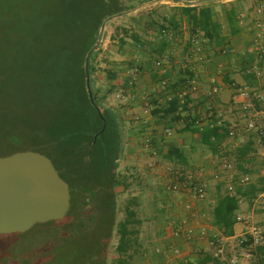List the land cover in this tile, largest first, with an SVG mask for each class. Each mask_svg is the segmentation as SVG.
I'll list each match as a JSON object with an SVG mask.
<instances>
[{"label": "trees", "instance_id": "1", "mask_svg": "<svg viewBox=\"0 0 264 264\" xmlns=\"http://www.w3.org/2000/svg\"><path fill=\"white\" fill-rule=\"evenodd\" d=\"M149 1L152 0H0V135H10L11 141L21 138L13 135L33 137L31 149L49 156L60 175L69 183L71 208L60 222L76 221L82 209L88 205L97 210V222L88 229L89 233L84 230L75 234L66 227L75 240L83 236L92 238L88 244L87 260L83 264H109L108 248L114 230H117L119 241L112 258L113 264H129V251L138 242L139 228L135 225H139L140 221L136 211L130 208V204H136V197L126 207L125 217L119 221L116 218V187L130 186L119 170L124 159V138L129 129L121 111L106 104L109 94L116 89L133 86L134 74L139 71L149 70L152 79L158 80L155 60L171 49L172 37L183 36L180 16L190 23L186 51L193 46L190 38L197 34L207 38L211 46L218 48V53L219 48L228 43L221 23L218 20L210 22L206 8L198 5H172L169 16V12H161L168 5L160 4L161 8L152 9V13H157L160 18L153 16L148 23L144 22L141 11L124 14L120 24L114 25L111 42L122 55L135 56V51L131 49L136 48L146 59L126 57L117 60L112 50H104L101 45L89 62L91 98L85 61L87 53L97 43L103 22ZM126 20L131 22L127 23ZM142 25L145 27L143 32L139 30ZM151 27L156 32L148 37L144 32ZM164 30L170 35L163 33ZM239 30L235 24L229 28L231 34ZM192 51L190 55L196 50ZM102 52L106 56L99 60ZM102 63L105 66L100 65ZM130 70L137 72L123 73ZM192 71V67L183 64L179 68L178 80L166 89L174 93L183 89L186 80L194 77ZM100 72L106 74V83L98 82ZM169 73L163 76L167 77ZM121 75L122 83L117 81ZM190 94H187L183 106L174 95L167 106L160 109H163L165 116L178 119L176 113L180 109H188ZM153 96L149 97L150 102L158 104ZM205 106L209 111L210 108ZM192 117L193 121L186 124V128L200 119L197 113ZM195 130L201 132L202 143L214 153H225L223 144L230 137L227 124L211 121L202 129L196 127ZM252 132L248 134V141L236 148L235 165L241 172L246 170L242 162L252 150L251 135H259L264 142V128L261 132ZM2 149L0 155L28 148L13 145L7 150ZM167 159L177 165L187 164L178 148H170ZM257 185L250 184L247 189L244 188L252 198L264 190V176L258 179ZM227 188L224 191L219 188L211 223L221 234L230 236L234 234L240 196L244 190L239 187L235 192H229ZM4 235L9 234H0ZM258 251L260 264H264V247ZM7 259V256H1L0 264L6 263ZM22 261L32 264L28 259Z\"/></svg>", "mask_w": 264, "mask_h": 264}, {"label": "crops", "instance_id": "2", "mask_svg": "<svg viewBox=\"0 0 264 264\" xmlns=\"http://www.w3.org/2000/svg\"><path fill=\"white\" fill-rule=\"evenodd\" d=\"M172 5L183 4L172 3L169 5L170 11L164 8L163 13L169 12L170 16ZM197 5L206 8L210 22L218 20L221 23L228 42L225 47H233L234 51L231 54L223 53L222 46L218 53L216 52L218 48L211 46L207 38L198 34L190 38L192 49L199 52L196 51L194 55H184L183 60H179L180 68L183 64L192 67V74L199 83V91L190 94L191 102L188 109H180L176 113L179 118L174 120L171 115L165 116L163 112L168 101L174 96V92H169L166 87L178 80V76H174L178 60L172 56L174 49H170L171 51L165 54H169L171 62H174L164 65L163 70L157 69L159 78L153 80L156 86L143 90L148 99H145V95H141L142 103H140L146 111L140 115V118L137 117L140 119L139 126L137 127L133 120L127 119L129 132L124 138L126 145L123 161L128 157V162H139L142 165L140 168L146 179L145 183L141 181L140 194L148 191L145 199L141 195L135 198L138 205L136 207H140L142 202L146 203V211L139 213L137 208L130 206L136 211V217L140 222L138 242L130 249V255L127 257L129 264H209L214 258L215 245L212 241L216 236H223L228 252L239 249L237 241L246 230L243 222L237 220L234 224V234L230 236L221 234L211 223L219 188L224 191L228 186L229 173L224 168L225 162L232 163L237 176L243 173L250 174V181L246 185L239 184L235 178L234 190L230 191L227 188L229 192H235L239 187L244 190L240 196L238 214L250 221L264 222V205L261 203L263 191L252 198L244 189L250 184L257 185L258 179L264 176V142L259 135H251L252 150L242 162L246 170L244 172L238 170L235 165L236 148L248 141L250 137L248 134L253 133L254 130L246 131L244 118L235 122L226 113L227 108L241 109L244 113L249 110L254 115L257 125L264 128V120H256L260 114L264 116V98L247 100L236 92L237 87L242 85L264 87V76H256L246 71L248 66L262 60H259L260 57L258 58L257 52L253 50L252 42L256 33L262 28L260 23L264 22V12L259 14L256 10L259 6H264V0H209L207 3ZM180 18L182 26H190L184 16ZM231 24H235L240 29L239 32L231 34L229 31ZM172 41L173 46L178 38L172 37ZM168 72L170 73L166 75L167 77L163 76ZM136 79L137 76L133 78L134 84L130 85L131 88H126L131 89L130 99L135 98ZM213 80L219 88L217 93L211 90ZM151 95L155 96L154 99L158 104L150 103ZM243 105H247L246 108H243ZM204 106L210 108V112L206 111ZM126 108H131L130 103ZM196 113L200 119L190 128H186V124L193 121L192 116ZM211 121L227 124L230 129H238L240 132L233 138L228 137L224 142L222 149L225 151L224 154L218 155L204 145L201 132L195 130L196 127L202 129ZM166 129H170L171 132L167 133ZM170 148H178L186 158L187 164L177 165L174 161L168 160L167 154ZM134 169V165L126 166V170H130L131 173ZM172 170L191 174L197 182H206V197L197 198L194 192L185 186L178 192L172 191L169 188L172 182ZM214 172L222 173L220 180L213 178ZM127 176L126 174L125 177ZM121 187L123 186L116 187V191ZM129 204L130 202L125 207ZM260 224L264 225V223ZM177 229L180 231L178 235L174 233ZM261 247L256 248L247 264H260L258 250ZM109 250L111 246L108 248V254ZM108 263L113 264L112 259H109Z\"/></svg>", "mask_w": 264, "mask_h": 264}, {"label": "rangeland", "instance_id": "3", "mask_svg": "<svg viewBox=\"0 0 264 264\" xmlns=\"http://www.w3.org/2000/svg\"><path fill=\"white\" fill-rule=\"evenodd\" d=\"M146 3V2H145ZM144 4V3H143ZM160 4H167V10L170 11L169 5L172 3H163V2H157L153 3L150 6L142 7L138 11H141V15H144V22L148 23L150 22V19L154 17L160 18L157 13H152V9L159 7L161 8ZM142 5V4H141ZM140 6V5H139ZM138 11L133 13H139ZM165 10L162 8V13ZM132 14V13H129ZM152 14V15H151ZM123 16H118L113 19H111L109 22H107L105 27V32L107 33V36H103V40L101 45H103L104 50H112L114 53V56L117 60L133 57L132 59H146L141 56V53H138V49L136 48H130L131 50H134L136 55L132 56L130 54L122 55L117 52V46L112 44L110 35L114 30V25L120 24V19ZM127 23L131 22L129 20H126ZM143 26V25H142ZM184 33L183 36H176L173 38H178V41L175 45L172 46L171 49H174L172 56L178 60L177 67L175 68V77L179 76V68H180V62L179 60H183L184 55H190L192 51V47H189L188 51L185 50L186 41L188 40V37H190L189 27H184ZM139 30L143 32L145 30V27L142 28L139 27ZM104 32V34H105ZM155 28L151 27V29H148V31L144 32L146 33V36L150 37L151 33H155ZM152 35V34H151ZM171 50H168L169 52ZM195 51V50H194ZM198 51V50H196ZM195 51V52H196ZM199 52V51H198ZM128 53V52H127ZM183 54V55H182ZM194 55V54H193ZM104 53L102 52L98 59H102L105 57ZM141 57V58H140ZM145 57H147L145 55ZM126 58V59H127ZM174 62V61H173ZM172 62V63H173ZM171 63V62H170ZM167 63L166 65H168ZM102 66H105L104 63L100 64ZM137 70H130V72H123L125 75L127 73H136ZM139 75V76H138ZM134 76H137V84L134 87L135 91V98L130 99V90L125 89H116L113 93H110L108 98L106 99V104L117 107L121 113L123 114V117L126 120V125L128 126L127 119L133 120V122H136V126H139V118L141 114H144L146 109H144L142 103V94L146 96L145 93H143L144 89H147L156 86L155 83H153L152 75L150 74L149 70H145L142 72H138V74H134ZM152 80V81H151ZM117 81L121 82L123 81L122 75L117 79ZM98 82L100 84L106 83V74L104 72L98 73ZM121 85V84H120ZM104 87V86H103ZM131 88V87H130ZM145 90V91H147ZM157 91V90H155ZM157 93V92H155ZM155 97V96H153ZM145 99H148V96H146ZM141 102V103H140ZM131 105V108H126L128 105ZM151 103V102H150ZM135 109V110H133ZM203 109V108H202ZM226 113L230 116V118L233 119L235 122H239V120L242 118H245V113L241 111V109H235V108H227ZM131 117V118H130ZM139 117V118H137ZM264 120L263 114L259 115V118L256 117V120ZM138 121V122H137ZM137 126V127H138ZM170 128V127H168ZM10 135H0V148L9 149L11 146H17L21 148H28L31 149L33 147L32 142H34L33 137L30 135H13V137H21L19 139H16L14 141H11L9 139ZM14 142V143H13ZM134 165L135 169L133 173L126 170V166ZM142 165L139 162L124 160L121 162L120 171L124 175H128L127 181L130 184L128 188H119L118 193V200H117V221L123 219L126 215V205L129 203L134 197H144L147 195L148 192L143 191L142 194H140L141 188V181L145 183V174L143 173V170H141ZM143 176V177H142ZM261 203L264 205L263 198L261 199ZM133 203V202H132ZM146 203L142 202L139 206L136 207V204H130L131 207L137 208V212L143 213L146 211ZM143 207V208H142ZM143 210V211H142ZM98 214L97 210L92 205L85 206L82 209V212L79 216V218L75 221L72 219L70 222L67 221H61L60 220H52L45 223H37L35 224L32 229H29L30 231L26 232H17L12 233L9 235L0 236V257L1 256H7V262L4 264H28L23 260H31L32 264H83V261L87 260L86 257H88L89 252V242L92 238H83L80 237L78 239H73V235H70L68 231L66 230V227H69L68 230H72V233L78 234L79 232H82L86 230V233H89L88 229L95 226L97 222ZM79 220V222H78ZM255 222V221H254ZM257 224L262 225L260 222L256 221ZM139 226V225H135ZM264 226V225H262ZM76 227V228H74ZM80 228V229H79ZM79 229V230H78ZM118 233L117 230H114L111 238V250H109V256L110 260L112 259L115 251V247L118 244ZM16 261V262H14ZM29 262V261H28ZM3 264V263H2Z\"/></svg>", "mask_w": 264, "mask_h": 264}, {"label": "water", "instance_id": "4", "mask_svg": "<svg viewBox=\"0 0 264 264\" xmlns=\"http://www.w3.org/2000/svg\"><path fill=\"white\" fill-rule=\"evenodd\" d=\"M208 1L152 0L126 13L105 19L97 43L87 53L85 61L90 97L93 95L90 88L89 62L94 51L101 47L107 22L157 2L197 5ZM70 206V185L45 153L25 149L0 155V234L26 232L37 223L62 220Z\"/></svg>", "mask_w": 264, "mask_h": 264}, {"label": "built area", "instance_id": "5", "mask_svg": "<svg viewBox=\"0 0 264 264\" xmlns=\"http://www.w3.org/2000/svg\"><path fill=\"white\" fill-rule=\"evenodd\" d=\"M259 14L264 12V6H259L257 9ZM261 29L255 35V38L252 42V48L257 52L258 58L260 61L253 63L250 65L246 71L248 73H253L256 76H264V22L260 23ZM165 34H169L166 30L163 31ZM170 35V34H169ZM167 35V36H169ZM172 36V35H171ZM198 45V44H197ZM200 50V46L198 47ZM251 50V49H249ZM233 47H224L223 53L231 54L233 53ZM171 62V58L169 54H165L161 57H157L155 60V66L163 70L164 65ZM215 80H213V84L211 87L212 92L217 93L219 88L216 84H214ZM185 87L181 90H178L174 93L175 96L179 98L180 104L186 102V96L188 93H195L199 91V83L197 79L189 78L185 82ZM234 84V83H233ZM237 94L244 97V99L250 100L251 98L262 99L264 98V87H254L248 85L238 86L236 90ZM250 105V104H249ZM248 105V106H249ZM247 105H243V108H246ZM245 124L244 128L246 131L259 130L262 131V127L258 126L254 115L251 111H245ZM198 123V121H197ZM167 133H170V129H166ZM230 136L239 135L240 132L238 129H230ZM224 168L228 171V189L230 191L234 190V179L236 178L241 185H246L250 181V174L243 173L240 176L235 175L233 165L230 162L224 163ZM172 182L169 185V188L178 192L185 187L190 188L191 191L194 192L197 198H205L207 194V183L206 182H197L191 174L184 173L179 170H172ZM222 173L214 172L213 178L215 180H220ZM261 197L264 199V190L261 194ZM237 220L243 222L246 225V230L241 234L239 240L237 241L239 249L233 252L227 251V245L224 243L225 239L223 236H216L215 240L212 243L215 245V252L213 255V259L209 262V264H247L253 256L254 251L257 247L264 246V226L257 224L254 221H250L245 218L243 215L238 214ZM190 232V231H189ZM176 235L180 233L177 229L174 231ZM189 234V233H188Z\"/></svg>", "mask_w": 264, "mask_h": 264}, {"label": "flooded vegetation", "instance_id": "6", "mask_svg": "<svg viewBox=\"0 0 264 264\" xmlns=\"http://www.w3.org/2000/svg\"><path fill=\"white\" fill-rule=\"evenodd\" d=\"M70 208H71V206H70ZM69 211H70V209H69Z\"/></svg>", "mask_w": 264, "mask_h": 264}]
</instances>
